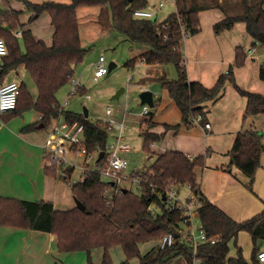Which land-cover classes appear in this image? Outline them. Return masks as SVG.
Wrapping results in <instances>:
<instances>
[{
	"label": "trees",
	"instance_id": "1",
	"mask_svg": "<svg viewBox=\"0 0 264 264\" xmlns=\"http://www.w3.org/2000/svg\"><path fill=\"white\" fill-rule=\"evenodd\" d=\"M32 11L29 20L40 13L47 12L54 28L51 45L36 40L29 29L18 36L16 31L22 26L19 21L20 10L10 8L7 3L0 10V37L4 39L7 54L0 58V85L5 83L8 72L19 66L28 72L36 86L34 98L23 82L19 84V94L12 109L0 113V119L7 122L34 110L40 118L27 124L24 130L45 128L51 120L63 115L67 122L78 121L83 124L84 146L87 152L104 151L98 160L104 163L106 158L107 133L100 124L94 123L82 112L60 108L56 92L71 78L75 65L80 62L86 51L80 44L76 8L79 6H108L115 32L125 36L132 43L146 47L141 59L151 64H172L177 77L174 80H162L165 89L181 114L180 123L165 129L177 131L181 124L190 127L197 117L205 115L204 103L215 101L221 95L224 84L230 82L238 94L246 97L244 118L258 113L264 114V95L242 89L235 82L234 68L230 66L221 73L212 86H204L199 81H188L184 57L181 50L182 34L178 16L185 23L189 35L198 31L197 12L203 6L182 7L169 14L164 20L135 17L133 11L146 8L147 0H69L67 3L47 0L31 3L21 0ZM243 11L214 24L215 32L230 28L235 22H244L246 32L257 42L264 43V7L251 5L248 0H241ZM258 7L257 13H253ZM246 58L245 51L235 48V66H242ZM129 59L126 63H130ZM258 77L264 81V62L258 70ZM82 87L79 91L85 92ZM158 105L154 100L152 109ZM153 113H150L152 118ZM150 126V120L145 122ZM40 126V127H39ZM146 152H151L150 145L161 140L163 134L147 129L140 133ZM264 151L261 132L254 128L243 129L236 133L231 149L227 152L230 165L237 167L249 179L247 188L252 191V180L260 167V155ZM205 155L188 157L175 150H165L157 155L154 162L142 174L140 192L120 187L114 193V186L105 183L100 174L93 170L84 171L80 181L71 183L70 190L84 206L66 210L55 209L51 201L28 200L0 196V226H11L38 230L55 235V248L58 252L84 251L86 264H113L109 250L118 245L124 253L120 264H131L138 259L139 264H251L243 256L242 248L237 244L240 232L250 235L256 248V240L264 233V209L242 222L228 216L210 202L200 191L196 170L203 168ZM229 170L228 168H226ZM46 173L54 174L49 167ZM70 178L73 167L65 169ZM65 181L68 183V178ZM169 184H190L192 191L199 196L198 219L208 236L219 234L220 240L214 243L203 242L195 248L192 241L180 231L183 217L180 211L168 210L165 203L155 196ZM153 204L154 213L148 207ZM168 232L173 233V243L159 247V239ZM233 241L236 255L229 254V242ZM156 241V244L141 253V243ZM101 249L97 262L94 250ZM253 252L251 253V255ZM252 264H260L255 257Z\"/></svg>",
	"mask_w": 264,
	"mask_h": 264
},
{
	"label": "crops",
	"instance_id": "2",
	"mask_svg": "<svg viewBox=\"0 0 264 264\" xmlns=\"http://www.w3.org/2000/svg\"><path fill=\"white\" fill-rule=\"evenodd\" d=\"M16 1L21 4L18 6V9L12 5ZM28 1L31 3H42L37 0ZM160 1L147 0L146 9L154 11L155 18L160 17L165 19L169 14L177 12L182 7H189L191 5L203 6L197 12L199 21L198 31L195 34L186 36L181 43L188 81H199L204 86L209 87L215 83L221 73H225L230 66H233L234 79L239 87L264 95V81L258 77L259 67L264 62V43L255 41L245 31L248 34L247 37L250 36L249 44H251L250 47L254 48V51L248 53L243 46H239L245 51L246 58L242 66H235V48L240 43V40L236 37L235 29L238 23H242L245 28L244 22H235L230 28L223 29L220 32H215L213 29L214 24L218 21L227 16L238 15L228 12L229 10L223 6V0H171L173 2V9L172 12H168L166 15L162 14L165 0L163 1V5L158 7ZM6 3L10 8L20 10L19 21L23 26L29 19L32 11L27 9L21 0H0V10L5 7ZM92 7L98 15L94 23L96 26L102 27L104 22L101 24L100 15L104 14L106 16L107 12L103 11L104 6H79L76 8V15H79L77 14L79 9L88 12L92 10ZM104 9L106 10V6ZM92 15L94 14L92 13ZM22 26L16 33L26 29L31 31L30 27L26 28ZM50 26L53 34L54 28L52 24ZM239 33L242 34V39L248 40L246 35L241 31ZM17 35L19 36L20 34ZM34 38L41 40L36 37ZM80 44L83 47L81 37ZM145 50V48L140 49V53L137 54L138 56L133 55L130 57L132 61L126 66L133 70L136 63H139L138 67H142L139 79L141 82L138 83V86H140L139 90L141 87L143 89H150L153 92V102L154 100H158L157 108L153 110L150 107L149 113L146 114L147 117L141 120L142 125H144L141 131L147 129L150 132H155L153 129L156 123H163L169 126L180 123L181 114L179 109L168 96L167 91L161 88L162 80L176 79L177 71L172 64L173 67H169L163 64L147 63L142 60V53ZM257 50L260 51L256 52ZM133 51L134 48L131 47L130 52ZM20 67L23 68V66H19L16 70L8 72L4 77V81L7 82V78L11 76V72L12 75L13 72L15 75L22 72L20 71L22 69ZM148 86L150 87L148 88ZM82 93L85 94L87 92ZM246 102V97L238 94L233 85L230 82H226L219 98L215 101L204 103L205 115L193 121L190 127L181 124L177 131L166 129L174 133L178 132L179 134L176 139L173 138L174 140L170 141V144H167V142L165 146L172 145L171 147H174L173 150L180 151L191 158L197 155H205L203 168H197L196 170L200 191L210 202L237 222L249 219L264 209V151L260 155L261 165L257 168L252 180V191L247 188L250 179L237 167L231 165L229 172L225 169L227 162H229L227 152L231 149L238 131L249 128L257 129L261 132V142L264 144V114L258 113L244 118ZM82 108L79 111L71 108L67 109L74 112H82ZM87 111V117L89 118L88 107ZM150 113H153L152 118H150ZM39 118L40 116L37 113V116L30 123L37 121ZM148 120L152 122L150 126H146L145 124ZM205 123H209V128L205 127ZM25 126L14 124L12 119L7 122H3L0 119V196L28 200L43 199L51 201L54 208L60 210L73 208L75 201L70 190V183L68 184L56 172L49 174L45 171L49 163L48 154L44 148L48 126L35 130H24ZM42 133L45 136L39 139L37 135ZM151 146V152L145 151L149 159L156 158L164 149L162 146H156V143H153ZM156 149L161 152H156ZM149 166L144 169H147ZM57 176L66 182L64 188L62 187V195H57V193L54 194L53 192L56 183L52 178ZM126 181L124 180L123 182ZM121 187L123 186L121 185ZM153 244L155 245L156 241H149L140 245L141 247L150 245L147 248L149 250ZM52 250V257L48 261V264H54L57 261V256L60 259L62 258L65 263L73 264V260L71 259L74 257L75 251L58 252L55 248L54 234L25 228L0 226V264H33L32 253L37 257V262H34V264H41L43 262V253H51ZM112 250V248L109 250L110 254L113 252ZM147 250L140 249L143 254ZM112 262L113 264H120L122 260L114 262L112 259Z\"/></svg>",
	"mask_w": 264,
	"mask_h": 264
},
{
	"label": "rangeland",
	"instance_id": "3",
	"mask_svg": "<svg viewBox=\"0 0 264 264\" xmlns=\"http://www.w3.org/2000/svg\"><path fill=\"white\" fill-rule=\"evenodd\" d=\"M38 2H43L46 0H37ZM57 2L67 3L69 0H54ZM164 1V0H163ZM223 6L228 9V12L241 14L243 11V4L241 0H223ZM251 5H259V7H264V0H248ZM157 2V0H156ZM12 5L13 7L18 9V6L21 4L19 2H14ZM103 7V6H102ZM103 7V11L106 12V16L104 14L100 15V21L101 24L104 22L102 27H98L95 25V20L98 18V15L95 13L94 8L92 7V10H89L88 12H84L81 9H79V13L77 12V18H78V28H79V35L81 37V42L83 43V47L86 49L83 58L80 62H78L73 71V77H81L82 81L84 82L85 86L84 88L88 91H85L87 93L83 94L78 90V93L75 94L74 97L70 96L68 97V94L70 92L71 84L70 82H67L62 87L58 89L56 92L57 100L59 101L60 105H63L66 101V104H64L65 109L71 108L74 110H81L82 105L87 106L89 109V118L94 123L100 124L101 127H103L102 122H104V119L106 118L105 114V108L106 106H110L113 110L112 116L115 117L117 121H121L123 119V127H122V143H127L130 145V150L128 152L122 153L123 156L127 159L128 165L124 172L127 173H133L136 174L138 172H141L144 170L145 167L152 164L155 160V157L153 158H147L148 154L143 150L142 144L143 139L140 135L141 128H144V125H142L141 120L143 118H146V115L142 114V104H140L139 99V87L138 83L141 77V71L142 67H138L139 63H136L135 68L132 70L131 68L126 66L127 61L132 57L133 55H137L140 53V49H143L146 47L142 45H135L132 43L129 39H127L125 36L119 34L118 32H115L113 29V24L111 21V17L109 15V7L106 6V10ZM152 8V7H150ZM153 9H155L153 7ZM173 9V2L171 0H165L164 5L162 7V14H168V12H172ZM258 7L254 9L253 13H257ZM92 13L94 15H92ZM102 13V11H101ZM104 13V12H103ZM95 16V17H94ZM164 18H158V21H162ZM50 18L47 12L40 13L36 18H33L32 20H27L25 24H23L22 27H30L31 33L34 37L41 39L46 45H49L52 41V28L50 26ZM240 29V30H239ZM236 37L240 40V43L238 46H243L246 51L248 48H250L251 44H249V37L248 34L245 32L244 25L241 23H238L236 26ZM234 30V31H235ZM241 31L248 40L245 38L242 39V34L239 33ZM17 34V33H16ZM133 47L134 51L130 52V48ZM261 49V48H260ZM260 50H257L256 52H259ZM102 54L104 55L106 59V64L108 66L109 62L113 61L116 65L113 67L108 73H106L104 76L99 77L98 79L94 80L92 78V72L94 68V63L96 62L98 56ZM138 56V55H137ZM136 57V56H135ZM164 66L173 67L171 64H163ZM22 68V67H20ZM162 68V67H160ZM167 69V68H166ZM18 75H15V73H10L11 76L7 78V81L14 79L15 81L23 82L28 92L35 98L37 95V89L33 81L31 80L29 74L27 71H25L24 68H22ZM167 73V70H166ZM168 74V73H167ZM132 78V79H131ZM120 87H124V92L120 94V96L117 99H112L111 95H113ZM150 86H148L149 88ZM147 89V88H146ZM81 94V95H79ZM89 94L90 99L86 100L85 95ZM149 107V106H148ZM157 108V107H156ZM150 109V107H149ZM155 110V109H153ZM37 116V113L34 110H28L23 113L22 117L18 116L13 118L14 124H18V126L21 125H27L29 124L34 117ZM196 119H200L197 117ZM155 132H158L159 134H164L163 138L156 142V146H162L164 150H173L174 147H171L172 145H166L170 144V141H173L178 137V132L174 133L170 130H166L163 123L155 124L154 129ZM117 131L114 130L112 132L108 133L107 136V144H113L115 143L116 139L114 138V135H116ZM44 133L38 134L37 137L39 139L43 138ZM174 138V139H173ZM165 141V142H164ZM162 144V145H161ZM150 145V149H151ZM160 151L156 149V152ZM161 152V151H160ZM48 156V155H47ZM66 160H61L59 163L53 162L52 165H48L49 169L53 172H56L58 176H60L62 179L65 180V177L68 176L65 169L67 167L72 166L73 164V172L70 174V178H68V184L75 183L81 180L82 178V169L81 167H84V165H88L89 168H92L95 164V158H91L87 163L85 157H75L72 155L68 156ZM49 159V156H48ZM231 165L229 162H227L226 168H230ZM227 172L229 170L226 169ZM52 178L53 181L56 183L55 189H53L54 194L57 193V195L63 194L64 186L66 185V182L62 180L60 177ZM102 180H105L104 177H102ZM126 182H121L122 186L131 190L133 193L138 194L140 192L139 183L137 181H132L131 179H127ZM49 188H51L49 186ZM186 194H188V188L186 186H182L180 188V197H184ZM154 207V206H153ZM156 209V208H154ZM194 223L197 224V219L194 218ZM180 228L182 229L181 233L184 235V232L188 230V227L186 224L181 223ZM237 244L242 248L243 256L246 259L247 262L252 264V255L253 259L257 257V251L261 246L264 245V233L261 235L260 238L256 240V248L254 247L253 242L250 240V235L246 232H241L238 235ZM151 245V244H150ZM150 245H144L140 249L147 250V248ZM154 246V244H153ZM152 246V247H153ZM230 247V255H236V248L234 246L233 241L231 240L229 242ZM54 248V247H53ZM112 253L111 259L113 261L117 262L120 260H124V253L120 246L115 245L112 247ZM56 251V250H55ZM142 252V251H141ZM253 254L251 255V253ZM52 253H43L42 263L41 264H48V261L52 257ZM101 249H95L94 250V258L98 262L100 258ZM56 255V254H55ZM32 260L33 264L34 262H37L36 255L32 253ZM123 258V259H122ZM73 260V264H86V253L84 251H75L74 257L71 259ZM67 264L64 262V260L59 258L57 256V261L54 264ZM131 264H139L137 258H133L130 260Z\"/></svg>",
	"mask_w": 264,
	"mask_h": 264
},
{
	"label": "built area",
	"instance_id": "4",
	"mask_svg": "<svg viewBox=\"0 0 264 264\" xmlns=\"http://www.w3.org/2000/svg\"><path fill=\"white\" fill-rule=\"evenodd\" d=\"M163 5V0L158 3V7ZM135 17L139 18H151L154 17L155 13L152 10H148L146 8H138L133 11ZM178 24L180 26V32L182 34V39L188 36V32L185 30V23L181 16H178ZM17 34H20L18 32ZM254 51L253 47H250L247 52L251 53ZM7 54V47L4 42V39L0 37V57H3ZM143 60V59H142ZM108 73V66L106 64V59L104 55L100 54L94 63V68L92 72V78L94 80L99 77L104 76ZM71 87L68 96H73L78 93V90L85 86L82 78L73 77L69 79ZM19 82L15 80L7 81L0 85V113L12 109L15 104L19 94ZM140 90H143L141 87ZM85 97L90 99V95L86 94ZM66 104V101L64 102ZM63 105H60V108H65ZM112 108L110 106H106L105 114L106 118L104 122H102L103 127H101L104 131H106L107 135L109 132L114 130L117 131L114 138L116 139L115 143L109 144L106 147V158L104 163H100L96 161L97 151L96 152H87L84 146V136H83V124L78 121L67 122L63 115H59L53 118L48 125V132L46 134V138L44 141V148L49 156L48 165H52L53 162L59 163L61 160H66L69 158V155L75 157H85L87 163L91 158H95V164L92 168H89L88 165H84L81 167L82 173L84 171L93 170L100 174V177L105 178L103 180L105 183H112L114 186V193L119 190L121 187V182L127 179H131L132 181H137L139 183L142 180V174L146 169L141 172L136 171V174L133 173H124L128 165L127 159L122 155L123 152H127L130 150V145L127 143H122V127H123V119L121 121H117L115 117L112 116ZM149 113V107L147 104L142 105V114L146 115ZM205 127L209 128V123H205ZM72 166L74 163H71ZM182 186H186L188 188V194L184 197H180V188ZM155 196L160 198L164 203L165 207L168 210H176L180 211L183 219L180 222L186 224L188 230L184 232V236L188 237L189 240L192 241V245L195 248L198 244L203 242L214 243L215 241L220 240V235L215 234L208 236L205 234L204 229L202 228L199 219H198V208L201 205L199 196L192 191L190 184H169L162 190H157ZM162 196L164 198L162 199ZM150 213H154L153 204H150L148 207ZM194 218L197 219V224L194 223ZM182 231L181 228H179ZM173 233L168 232L163 235L159 241V247L163 248L165 246L171 245L173 243ZM256 261L260 264H264V245L259 248L257 251Z\"/></svg>",
	"mask_w": 264,
	"mask_h": 264
},
{
	"label": "water",
	"instance_id": "5",
	"mask_svg": "<svg viewBox=\"0 0 264 264\" xmlns=\"http://www.w3.org/2000/svg\"><path fill=\"white\" fill-rule=\"evenodd\" d=\"M155 19V16L152 18ZM115 67V63L113 61L109 62L108 64V72ZM124 92V87H120L113 95H111L112 99H117L119 97V95ZM139 99H140V104H147L149 107L153 106V92L150 89H143L139 92ZM82 113L85 117H87L88 115V111H87V107L84 106L82 108ZM104 154V151H99L96 157V161H98ZM113 184V182L111 183ZM74 201H75V206L80 208V209H84L85 206L75 197ZM164 198V196H162V199Z\"/></svg>",
	"mask_w": 264,
	"mask_h": 264
}]
</instances>
